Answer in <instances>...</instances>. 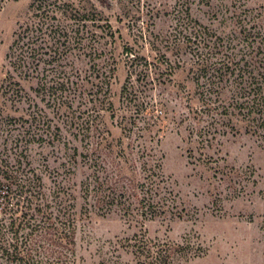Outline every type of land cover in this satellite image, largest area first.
<instances>
[{"label":"rangeland","instance_id":"374dc122","mask_svg":"<svg viewBox=\"0 0 264 264\" xmlns=\"http://www.w3.org/2000/svg\"><path fill=\"white\" fill-rule=\"evenodd\" d=\"M195 31L264 66V0H0V218L35 245L0 264H56L47 223L67 264H264V130L211 129Z\"/></svg>","mask_w":264,"mask_h":264},{"label":"trees","instance_id":"16d2710c","mask_svg":"<svg viewBox=\"0 0 264 264\" xmlns=\"http://www.w3.org/2000/svg\"><path fill=\"white\" fill-rule=\"evenodd\" d=\"M203 31H195L190 33L188 41L180 44L179 48H184L190 45L195 47V49L201 50L200 54H197V60L194 62L192 69L196 70V83L197 88L203 87V82L205 85L204 91H199V101L203 107L202 110L209 114L215 113L217 118L213 119L212 130L214 131L216 127L219 128L220 135H225L228 133H233L237 135L245 128L246 133L251 135H259L260 132L264 130V66L256 67L251 62H247L245 65H241V61L235 63V58L237 54H231L235 58L226 57V59L215 62L213 56L219 55L222 50H226L219 40L213 42H207V40H202ZM219 45H217V44ZM210 44H213L214 49L209 51L210 54L206 53L204 48H208ZM221 46V47H220ZM219 48V49H217ZM222 48V49H221ZM219 66V68H217ZM235 66V68H233ZM171 69V76L175 75L176 69L169 66ZM230 75V78H227ZM231 77H235L231 80ZM230 87V89H229ZM201 99V100H200ZM193 105V104H192ZM163 107V106H162ZM165 107V106H164ZM194 114H199V110L193 111ZM218 128L215 131H218ZM203 136L202 132L199 133ZM208 143H211L209 141ZM205 148V146H203ZM161 169V166H156ZM144 170H147L145 164L143 166ZM136 188H134L135 190ZM137 191V190H136ZM115 191H113L111 197V203L115 204ZM109 199V197H108ZM149 202L147 203L148 209L150 210L153 206H158V208H153L152 218L158 215L159 205L161 201L155 202L153 197H149ZM142 202L146 203L143 199ZM155 202V204L151 203ZM132 204L128 205L125 210L126 214L131 211ZM161 210H165L161 207ZM51 223V221L49 222ZM54 224H46V227L40 228L37 234L38 238H45L47 242L51 244L49 247L43 246L45 251H49L51 246H56L57 251L49 252L50 254L57 253V263L56 264H67L68 254L66 253V246H62L59 241H70L69 244H74V235L69 234L62 236L59 234V229L53 226ZM11 229V230H10ZM41 230V231H40ZM36 231V230H35ZM34 230L30 235H34ZM12 235V236H11ZM47 237H50L47 239ZM27 238L20 240L17 229L15 230L14 222L9 226L4 224V220H0V251H2V256L13 257L14 260L23 261L31 257V252L35 250L34 246H28L26 244ZM40 247V246H39ZM60 249H59V248ZM135 257L140 260L141 264H170L169 252H165L161 249L158 253L154 252V246H134ZM28 256L27 258L25 257ZM12 253V254H11ZM24 264H29L25 263Z\"/></svg>","mask_w":264,"mask_h":264},{"label":"built area","instance_id":"2783aa9c","mask_svg":"<svg viewBox=\"0 0 264 264\" xmlns=\"http://www.w3.org/2000/svg\"><path fill=\"white\" fill-rule=\"evenodd\" d=\"M1 201L3 203L5 201V198L4 197H1ZM3 208H4V203H3ZM3 208H1V210H3ZM0 220H1V218H0Z\"/></svg>","mask_w":264,"mask_h":264}]
</instances>
